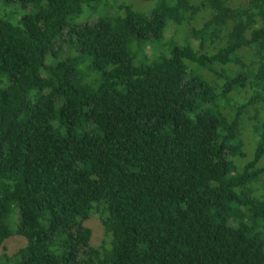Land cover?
<instances>
[{"label":"trees","instance_id":"trees-1","mask_svg":"<svg viewBox=\"0 0 264 264\" xmlns=\"http://www.w3.org/2000/svg\"><path fill=\"white\" fill-rule=\"evenodd\" d=\"M104 1L0 0V264H264V0Z\"/></svg>","mask_w":264,"mask_h":264},{"label":"rangeland","instance_id":"rangeland-1","mask_svg":"<svg viewBox=\"0 0 264 264\" xmlns=\"http://www.w3.org/2000/svg\"><path fill=\"white\" fill-rule=\"evenodd\" d=\"M161 0H148V1H141V0H107L104 2H100L93 8H84L83 14L81 15L82 18H79L76 20V24L81 25L84 23H89L91 21L97 20V18L100 17H106V16H112L111 14L116 13L119 16L123 15V12L119 10V7L128 6L135 11H139L142 13H149L150 10H152L156 5L158 6L160 4L161 7L163 6V3H160ZM162 2V1H161ZM89 12V13H88ZM114 15V14H113ZM181 32L180 28H177L175 26H171L170 29L167 31L165 37L175 35L176 32ZM180 37V35H179ZM178 37V38H179ZM145 53L149 55L151 53L150 48H148ZM127 57H130V54H128ZM90 72L93 71V66H89L87 63L86 67ZM48 89L44 91V94H47V96H53L54 91L52 90L50 86H47ZM247 136L249 137L250 142L253 140V134L252 130L248 131ZM250 149L247 148V151ZM11 207L15 210L18 206L17 203H11ZM13 210V213L10 215L9 218V225L12 229V235H10L3 243V245L0 247V257L2 255H8L9 257L13 256L20 248H23L26 246L27 241L26 238L18 235L14 232V229L16 227L17 223V214ZM84 226L89 228L91 230V239H90V249L93 252H98L99 249L107 248L110 245V238L108 237L106 230L107 225H105L101 218L97 214L91 215L89 219H87L84 222ZM117 232L115 229L114 237L116 236ZM102 249V250H103Z\"/></svg>","mask_w":264,"mask_h":264}]
</instances>
